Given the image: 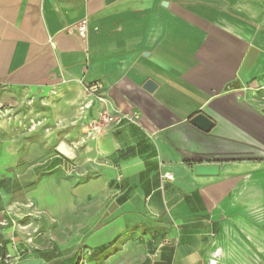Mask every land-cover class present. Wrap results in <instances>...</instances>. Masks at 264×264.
I'll return each mask as SVG.
<instances>
[{
	"label": "crops",
	"instance_id": "crops-1",
	"mask_svg": "<svg viewBox=\"0 0 264 264\" xmlns=\"http://www.w3.org/2000/svg\"><path fill=\"white\" fill-rule=\"evenodd\" d=\"M24 250L264 264V0H0V260Z\"/></svg>",
	"mask_w": 264,
	"mask_h": 264
},
{
	"label": "built area",
	"instance_id": "built-area-1",
	"mask_svg": "<svg viewBox=\"0 0 264 264\" xmlns=\"http://www.w3.org/2000/svg\"><path fill=\"white\" fill-rule=\"evenodd\" d=\"M75 33L78 37L84 38L87 34V20L82 19L74 28ZM97 86L96 85H90L86 87V91L89 95L93 97H97L99 101L103 102V99L101 97H98L96 95L97 93ZM98 121L96 124H92L89 129L90 135L94 136L95 133L100 132L101 130H104L106 128H109L112 125H116L118 123V119L115 115L110 114L109 111L106 108H103L98 113ZM163 179L169 181L172 179L171 174H165L163 175ZM28 250L21 251L16 257H13L11 255H6L3 257V259L0 260V264H17L18 261L26 254H28Z\"/></svg>",
	"mask_w": 264,
	"mask_h": 264
},
{
	"label": "water",
	"instance_id": "water-1",
	"mask_svg": "<svg viewBox=\"0 0 264 264\" xmlns=\"http://www.w3.org/2000/svg\"><path fill=\"white\" fill-rule=\"evenodd\" d=\"M111 1H113V0H111ZM154 87L155 86L150 81H148L144 86V88L149 92L152 91L154 89ZM191 123L203 131H208L212 126V122L206 116H204L202 113L195 115L191 119ZM217 172H218V167L215 165L197 166L196 167V173L198 175H214Z\"/></svg>",
	"mask_w": 264,
	"mask_h": 264
}]
</instances>
